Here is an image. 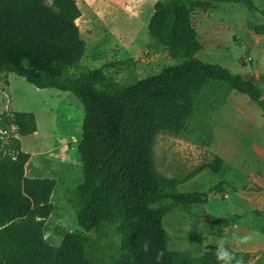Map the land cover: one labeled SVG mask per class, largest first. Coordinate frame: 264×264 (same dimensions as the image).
<instances>
[{
	"label": "trees",
	"instance_id": "obj_1",
	"mask_svg": "<svg viewBox=\"0 0 264 264\" xmlns=\"http://www.w3.org/2000/svg\"><path fill=\"white\" fill-rule=\"evenodd\" d=\"M216 1L156 0L147 23L150 45L159 44L177 62L121 82L119 74L135 70L143 59L130 57L97 68L82 65L86 43L76 23V0H0V74L12 72L37 88L69 91L84 109L77 145L82 179L70 198L78 208V228L56 229L58 245L45 234L56 179L25 176L30 156L17 136L37 131L35 115L0 111V264H97L106 258L107 264H183L185 253L168 247L163 217L172 211L192 214L191 207L205 205L210 193L223 191V181L207 191L183 192L175 179L158 176L153 150L157 131L182 130L210 80L246 95L264 116L254 76L245 78L197 56L201 43L192 13L209 10ZM249 28L264 34V23H250ZM200 218L219 237L231 223L227 217ZM113 227L115 248L103 242L105 229ZM106 248L111 254L101 255ZM229 249L241 264H249L250 252ZM188 264H217L215 248L190 256Z\"/></svg>",
	"mask_w": 264,
	"mask_h": 264
},
{
	"label": "rangeland",
	"instance_id": "obj_2",
	"mask_svg": "<svg viewBox=\"0 0 264 264\" xmlns=\"http://www.w3.org/2000/svg\"><path fill=\"white\" fill-rule=\"evenodd\" d=\"M155 1L76 0L80 9L76 23L86 43L81 64L97 68L106 62L141 57L135 70L119 74L121 82L175 64L159 44L150 45L147 23ZM250 23H264V0H217L211 9L192 13L201 43L197 56L245 77L254 76L264 98V34H256ZM9 73V88L6 77L0 78V111L12 106L15 111L29 110L35 115L36 133L17 136L22 151L30 156L26 174L37 167L40 176L56 179L54 210L45 230L46 238L56 244L60 240L56 229L78 228V208L70 198L72 188L82 179L77 145L84 109L69 91L37 88ZM153 150L158 176L175 179L179 191H207L223 181V191L210 193L207 204L191 207L192 214L172 211L163 217L168 247L185 253L183 264H188L190 256L216 248L220 239L228 248L250 252L249 264H264V213H254L264 211V116L258 105L225 83L210 80L185 127L159 129ZM204 214L231 220L222 237L206 230L200 218ZM104 232L105 245L115 248L116 228ZM245 236L250 239L242 242ZM103 254L111 253L106 248ZM106 261L108 258L104 262L98 259L97 264Z\"/></svg>",
	"mask_w": 264,
	"mask_h": 264
},
{
	"label": "clouds",
	"instance_id": "obj_3",
	"mask_svg": "<svg viewBox=\"0 0 264 264\" xmlns=\"http://www.w3.org/2000/svg\"><path fill=\"white\" fill-rule=\"evenodd\" d=\"M250 238L245 236L242 238V242H247ZM148 242L144 244V250H148ZM163 256V253H159L157 260ZM215 256L217 264H241V260L236 257L233 251L226 247V242L223 239L216 241Z\"/></svg>",
	"mask_w": 264,
	"mask_h": 264
},
{
	"label": "crops",
	"instance_id": "obj_4",
	"mask_svg": "<svg viewBox=\"0 0 264 264\" xmlns=\"http://www.w3.org/2000/svg\"><path fill=\"white\" fill-rule=\"evenodd\" d=\"M241 74V73H240ZM9 75H10V73L9 72H4V73H1L0 74V78H2V77H6V79H7V87L9 88ZM243 75V74H242ZM244 76V75H243ZM245 77V76H244ZM251 77V76H250ZM250 77H245V78H250ZM9 102H10V106H11V104H12V102H11V98L9 99ZM11 110H13V111H15L14 110V108L11 106ZM25 112H30L29 110H24ZM36 133V132H35ZM27 164H28V162H27ZM27 164H26V166H27ZM67 164V163H66ZM69 164V167H71V165H70V163H68ZM68 164H67V166H68ZM26 166H25V176H29V177H43V176H40V173L38 172V170H37V167H31V169H30V175H27L26 174ZM50 178H54V177H52V176H50ZM56 186V185H55ZM55 189V188H54ZM53 192H54V190H53ZM52 198H53V194H52V197H51V200H52ZM53 212V211H52ZM52 214V213H51ZM51 216V215H50ZM49 216V217H50ZM48 227V225H47V222H45V230H46V228ZM52 241V240H51ZM50 241V242H51ZM60 241H61V238H60V240H59V242L58 243H60ZM53 242V241H52ZM51 242V243H52ZM58 243H52V244H54V245H57Z\"/></svg>",
	"mask_w": 264,
	"mask_h": 264
}]
</instances>
